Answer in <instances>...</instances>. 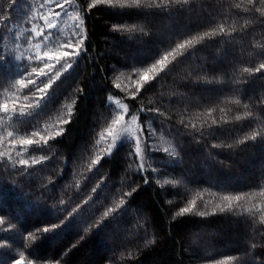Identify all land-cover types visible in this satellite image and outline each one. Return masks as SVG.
<instances>
[{
    "label": "trees",
    "instance_id": "1",
    "mask_svg": "<svg viewBox=\"0 0 264 264\" xmlns=\"http://www.w3.org/2000/svg\"><path fill=\"white\" fill-rule=\"evenodd\" d=\"M10 2L0 0L13 54L0 60V99L30 76L9 32L30 24ZM75 2L86 53L14 117L11 128L33 139L27 163L0 156V264H264V0ZM18 3L28 20L30 0ZM111 95L139 113L148 138L164 139L147 172L128 142L97 158ZM62 116L63 135L35 137Z\"/></svg>",
    "mask_w": 264,
    "mask_h": 264
},
{
    "label": "rangeland",
    "instance_id": "2",
    "mask_svg": "<svg viewBox=\"0 0 264 264\" xmlns=\"http://www.w3.org/2000/svg\"><path fill=\"white\" fill-rule=\"evenodd\" d=\"M46 2L47 0H30L32 10L29 17L34 16L35 19L31 20L30 27L23 25V27H19L16 31L18 41L16 47L17 57L20 58V62L24 61L25 64H28L30 76L29 78H24L26 79L24 86H17V88L13 89L14 93L10 92L9 95L0 99V105L7 103L10 109L15 108L17 112L21 109L26 112L27 108H31V106L35 108L38 101H40V106L42 103L40 98L45 94V89L50 86V80L61 76L66 71L67 63H71L74 66L77 58L67 61L64 67H61V62L53 58L56 53L63 51L75 52L80 47L84 48L85 26L75 0H71V5H65L67 15H61L55 19L56 27L50 33H47L48 39L42 40L35 35V32L29 35L33 27L36 31H40L45 27L43 17L48 16L52 19L53 14L56 11H60L54 2H47V6L42 7ZM60 2L63 3V0H60ZM77 27L81 30L82 35L78 39H73ZM81 40H84L83 44L80 43ZM45 53L52 55H45ZM42 72L45 75H41ZM30 83L35 85L32 96L22 95V90L25 89V86L26 88H31ZM16 89H18L20 94L18 92L16 93ZM30 92H32V89ZM110 102L115 107V113L111 123L100 134L97 158L108 155L109 146L113 145L114 139L118 140L114 149L117 145L128 142L137 154L140 169L143 172H147L151 168L150 160L153 152L164 150V139L147 137L144 126L140 121L139 113L131 109L124 98L111 95ZM10 117H12L11 113L8 116H4L3 119H0V153L10 156L12 159L27 161L28 148L31 144L26 142L29 140L33 142V139H26L18 135L14 131V128H11L14 117ZM67 119L66 116H62L53 121L52 124L46 123L43 132L35 137L45 139L48 136L58 134ZM9 132L13 133L11 137L8 135ZM22 264L34 263L23 258Z\"/></svg>",
    "mask_w": 264,
    "mask_h": 264
},
{
    "label": "snow or ice",
    "instance_id": "3",
    "mask_svg": "<svg viewBox=\"0 0 264 264\" xmlns=\"http://www.w3.org/2000/svg\"><path fill=\"white\" fill-rule=\"evenodd\" d=\"M47 2H54L56 4V7L58 9H60V11H56L53 14V18L50 19L48 16L43 17L44 21H45V27L43 29H41L40 31H36V29L33 27L31 29V31L29 32V35H31L32 32H35V35L39 38H41L42 40H46L48 39V35L47 33H50L51 30L53 28L56 27L55 24V19L59 18L61 15H67V9L65 8V5H71V0H63V3L60 2V0H47ZM47 2L45 4L42 5V7L47 6ZM142 0H94V4H89L88 8L91 9L93 6H95V4H101V3H106L108 5H119L121 7L124 6H139L141 4ZM248 4L252 5L254 4V0H247ZM24 3H27V0H24ZM15 8H20V11L23 13V15L20 17L21 21L27 24H30L32 19H35V17H29L28 20H23V16L27 15L26 12H24L23 7L18 3V0H11L10 5H9V10H14ZM257 11H261L262 13H264V9H257ZM8 19L10 20V17H4V16H0V20H5ZM10 34L12 35L13 39L16 38L15 33H16V29L12 28L9 29ZM82 35L81 30L79 29V27H77L76 30V34L73 37V39H78L80 36ZM3 38H4V34L2 32H0V60H5L7 58L8 55H13L9 50H7L4 46H3ZM86 39V37H85ZM81 44L84 43V40L80 41ZM186 43L190 44L192 43V41H186ZM178 47L180 48H184L185 45L184 44H180L178 45ZM82 53H86V49L80 47L77 49V51H63V52H58L55 54V56L53 57L54 59H56L58 62H61V67H64V64L67 63V61L72 60L73 58H79V56ZM45 55H52L50 53H45ZM17 60H19L20 58L15 57ZM39 58V57H38ZM159 63H163V61H160ZM73 66V64L71 63H67V68L65 69L70 70L71 67ZM153 67L155 68L156 66L153 65ZM261 70H264V63L260 64L259 68L255 69L256 72H260ZM33 71H35V69H33ZM24 73L21 75L23 76ZM41 75H45L43 72L41 73ZM17 83L19 85H24L25 80L24 79H20L17 81ZM48 93L45 92V95L43 97L40 98V100L42 101L43 99H45L47 97ZM39 103L40 101H38L36 107H39ZM142 110V109H141ZM9 113L12 114V117H18V116H24L27 115L28 113H25L23 111V109H21L19 112L16 111L15 108L10 109L7 105V103L0 105V119H3L4 116H8ZM70 122V120L68 121ZM66 131V128L61 127L60 131L58 132V135H63L64 132ZM9 137H11L13 135V133L9 132L8 133ZM256 138V134H254L252 136V139ZM53 139H55V137H53ZM26 143L28 144H32L33 142L31 140L27 141ZM118 143L117 139L113 140V145L109 146V151H108V155L110 156L112 154V151H114V146ZM37 144L39 145V141L37 142ZM47 141L44 142V146H46ZM3 153H0V156H2ZM19 163L21 165H25L27 163V161L25 160H20ZM36 162L33 161V164H35ZM95 163V161L93 162ZM96 189H93V192H95ZM264 194V193H262ZM225 200L230 199L229 197H224ZM231 199H236L239 200L240 197H234ZM87 203V202H85ZM121 205H123L125 202L123 200L120 201ZM82 208L81 205H77L75 208H72L71 211H69L67 213V216L65 217L64 220H67L69 217L73 216L74 214H79L81 212ZM191 209L190 208H184L181 209L182 213H186V212H190ZM201 216L205 215V213H200ZM105 216H107V213H105ZM261 221H264V215H262L260 217ZM64 220L60 221V224L64 223ZM5 223V220L3 217H0V225H3ZM60 224H54V225H50V226H43L41 229H38V232H48L51 231L52 229H55L57 227L60 226ZM12 225L9 224L8 225V229H11ZM29 237L34 241L36 239V236L29 234ZM0 246H4V245H0ZM22 260H23V256L21 255L20 259H14L13 260V264H22Z\"/></svg>",
    "mask_w": 264,
    "mask_h": 264
}]
</instances>
